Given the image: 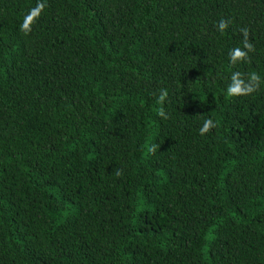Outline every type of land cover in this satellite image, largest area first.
I'll return each instance as SVG.
<instances>
[{"label":"trees","instance_id":"trees-1","mask_svg":"<svg viewBox=\"0 0 264 264\" xmlns=\"http://www.w3.org/2000/svg\"><path fill=\"white\" fill-rule=\"evenodd\" d=\"M0 264H264V0H0Z\"/></svg>","mask_w":264,"mask_h":264},{"label":"clouds","instance_id":"clouds-1","mask_svg":"<svg viewBox=\"0 0 264 264\" xmlns=\"http://www.w3.org/2000/svg\"><path fill=\"white\" fill-rule=\"evenodd\" d=\"M40 7H41V5H37V8L31 9L30 12L28 13V16L26 17V21L30 20L33 16L37 15ZM226 27H227V22L223 18L219 19L217 22V29L219 31H223ZM21 28L26 29L27 23L26 22L22 23ZM241 31L245 32V34H246V29H242ZM244 48L251 49V45L246 40L244 41ZM228 55H229V61L234 62L235 60L244 57L245 53L240 48H233V49L229 50ZM239 75L240 74L238 72L232 73V75L230 77L231 82L226 87V92L228 95L247 93V92H251L253 90V87L250 85H244L243 87H241V84L243 83V81L238 78ZM251 80L257 81V80H259V77L256 76L255 74H252ZM211 126H213V121L210 119H205L203 121L202 126L199 128V133L202 135ZM116 174L119 175V171H117Z\"/></svg>","mask_w":264,"mask_h":264}]
</instances>
